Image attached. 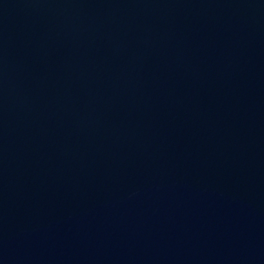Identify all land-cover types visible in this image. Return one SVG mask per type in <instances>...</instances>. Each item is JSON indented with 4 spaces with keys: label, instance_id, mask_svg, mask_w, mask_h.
I'll use <instances>...</instances> for the list:
<instances>
[{
    "label": "water",
    "instance_id": "1",
    "mask_svg": "<svg viewBox=\"0 0 264 264\" xmlns=\"http://www.w3.org/2000/svg\"><path fill=\"white\" fill-rule=\"evenodd\" d=\"M0 264H264V0H0Z\"/></svg>",
    "mask_w": 264,
    "mask_h": 264
}]
</instances>
